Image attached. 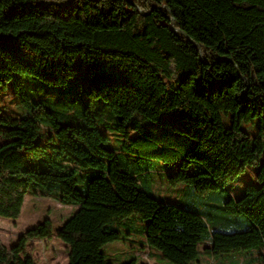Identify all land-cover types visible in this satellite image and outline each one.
Returning <instances> with one entry per match:
<instances>
[{
  "label": "trees",
  "instance_id": "16d2710c",
  "mask_svg": "<svg viewBox=\"0 0 264 264\" xmlns=\"http://www.w3.org/2000/svg\"><path fill=\"white\" fill-rule=\"evenodd\" d=\"M77 70L86 97L22 92L25 78L64 84ZM8 82L17 108L0 113V216L16 218L28 191L76 206L55 233L68 264H109L101 247L120 233L108 224L132 213L148 220L146 245L171 264L251 249L264 264V229L247 217L264 198V0H0V87ZM256 119L251 135L244 127ZM103 129L118 133L119 151L102 146ZM156 161L178 162L169 182L200 194L259 165V184L224 201L244 224L234 219L205 245L201 216L140 186ZM51 229L44 220L9 248L0 243V264H33L26 241Z\"/></svg>",
  "mask_w": 264,
  "mask_h": 264
},
{
  "label": "rangeland",
  "instance_id": "374dc122",
  "mask_svg": "<svg viewBox=\"0 0 264 264\" xmlns=\"http://www.w3.org/2000/svg\"><path fill=\"white\" fill-rule=\"evenodd\" d=\"M77 62V61H76ZM75 78L64 84H45L36 79L25 78L22 80L23 93L42 100H63L66 96L86 97L89 85L85 75L80 70L74 74ZM14 84L6 83L0 87V113L3 115L11 113L16 109V98L14 99ZM20 101V99L18 98ZM230 117L223 116V124L226 128L230 126ZM257 122L248 124L244 130L253 135L257 129ZM108 139L102 143L107 149L119 151L121 149V139L116 131L103 129ZM264 140V135H263ZM221 144L230 149L232 140L230 135H225ZM195 160L198 163L205 162L206 170L212 172L217 163L202 160L200 156ZM179 163H164L156 161L153 169L147 178L140 179L139 183L143 190L158 201L166 205H174L189 210L203 218L207 226L208 237L205 245L210 244V234L212 231L231 232L237 219L244 224L243 218L239 214L231 215L225 208L224 201L230 194L232 200L239 199L247 184L258 185L256 172L259 165H249L236 176L232 181L223 186V191L218 189L206 193H198L192 183L171 184L169 177L178 170ZM81 171V169H79ZM83 181H78L77 186ZM34 185H30L32 190ZM74 205H63L51 197L35 196L31 192H26L23 205L16 218L0 216V243L9 248L15 244L29 228L36 226L44 220H49L52 225L51 235L44 239H28L25 243L24 255L30 256L33 264H68V246L59 240L55 233L57 229L69 219L76 210ZM249 213L251 220L264 229V198L261 204L254 205ZM148 220L137 214H130L120 221H113L108 224L110 229L120 233V238L106 242L101 247L105 261L109 264H123L134 261L135 264H171L164 259L161 252L155 248L148 247L145 243L144 228ZM151 251V254H150ZM258 250H244L233 252L229 255H200V264H259L252 260L258 255ZM244 259V261H243Z\"/></svg>",
  "mask_w": 264,
  "mask_h": 264
}]
</instances>
